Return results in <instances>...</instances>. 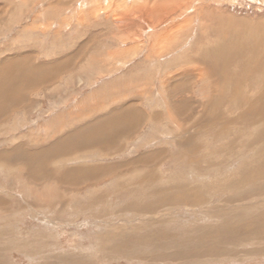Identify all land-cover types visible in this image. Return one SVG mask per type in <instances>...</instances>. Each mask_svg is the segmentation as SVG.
I'll use <instances>...</instances> for the list:
<instances>
[{"label": "rangeland", "instance_id": "rangeland-1", "mask_svg": "<svg viewBox=\"0 0 264 264\" xmlns=\"http://www.w3.org/2000/svg\"><path fill=\"white\" fill-rule=\"evenodd\" d=\"M248 36L264 42V0H0L8 74L66 70L30 93L28 112L0 120V155L45 152L40 171L0 160V264H264V134L245 127L233 83L194 62ZM250 89L243 99L258 105ZM127 107L135 126L107 151L94 138L56 152ZM89 169L80 186L58 180Z\"/></svg>", "mask_w": 264, "mask_h": 264}, {"label": "bare ground", "instance_id": "bare-ground-1", "mask_svg": "<svg viewBox=\"0 0 264 264\" xmlns=\"http://www.w3.org/2000/svg\"><path fill=\"white\" fill-rule=\"evenodd\" d=\"M137 10H139V9H137ZM142 10H143V8H142ZM133 15H135V14H133ZM133 15L131 16L130 21L136 22L137 17H134ZM126 18H128V15L124 14L122 19H121L120 16H118V18H116L115 21L117 23H119V21H123V22L126 21L127 22ZM227 39L228 38L226 36L225 40H227ZM247 39H248V42H249L247 44V46H238V45H236L234 51H231V47L229 49H227V50H223L224 47H221V45L217 44L213 48L210 49V53H209V50L204 51L206 53L203 54L204 56L202 57V62H200V60L199 61H194V62H196V63L198 62L197 63L198 65L202 64L205 67L206 74L209 75V78L213 79L215 75L217 76V72H218L219 74H221L223 76V77L221 76L222 79L229 80V81H231L233 83V93L235 94L234 97L237 99L235 101L234 105L238 104V106H236V105L235 106H236V108L237 107L240 108L239 112H241L243 109H246V113L250 115L249 116L250 118L248 117L249 121H248V123L245 124V127L249 126L250 123L252 122L253 126H257L256 127L257 130L261 129V134H264V128H261L262 126L260 127L261 123L264 122V42L262 40V37L256 38L255 36H248ZM220 49H222V50H220ZM211 50L213 52V55H211V53H212ZM63 63L62 62H57V63L51 64V66L46 65L45 67H43L41 65L30 66L31 68L28 67L29 72L26 73V75L28 76V75L32 74L34 76V78H35V80L30 81V83L28 84L29 90H31L33 87L34 88H46L47 85H52L53 84V80L55 79V77L66 71L65 67H64L65 63H64V65H63ZM191 63H193V62H191ZM215 65H217V66H215ZM219 66L221 67L222 71L216 70V73H215L214 70L215 69H220ZM234 68H235V71H234ZM202 72H203V70H202ZM234 76H235V78H234ZM245 80H247V81L250 80L252 82L254 81L255 83L258 82V81L260 82L259 85H256L254 87H250V88H255V91H257V94L255 96H252V97L253 98H258L256 100L258 102V105L249 104V103L245 102V100L243 99L242 95L243 94L245 95L246 93H249V92H246V91H248L250 89V88L248 89L245 86L246 85L245 84V82H246ZM249 91H251V89ZM237 95H239V98L236 97ZM31 103L32 102L29 100V105ZM209 107H211V106H209ZM211 109L212 108H210L209 111L208 110L207 111L210 112ZM214 115H216V114L214 113ZM219 121H220L219 119H216V120H214V122H212V124H217V122H219ZM131 122H132V118L128 117V124L131 123ZM101 124L102 123L97 124L98 125L97 127L90 126L92 128L89 130L90 131V137L92 139H94V138L97 139V142H98L97 146L95 145L97 148L104 147L105 149L106 148L110 149L111 146H113L117 142V140L122 138L121 136L123 134H125V133L130 131V128L123 129L124 126H120L119 125L118 127H115L114 130L109 131L107 133V135H106V132L103 131L105 126L101 125ZM246 130H248V128ZM86 131L88 132V130H86ZM244 132L245 131H243V133ZM78 133L79 132H76V135H78ZM70 136H73V135L71 134ZM63 140H65V142H66L68 147L65 150L63 149V151H62L63 147H61L58 144L59 146L56 148L57 151L55 149L54 150L56 152H58L59 154L67 155V154H70V152H72V151H78V150L85 149V145L84 144H86V143H84V142L81 143L78 140L77 143H74L68 137L64 138ZM189 140H191V139H189ZM189 140L188 139L184 140L185 143H187L186 144L187 147L190 144V143H188ZM255 141H257V143L263 141V143H264V136L262 137L261 135L257 134L256 138H255ZM251 143H252V141L250 142V144L248 143L246 145L249 146V147L253 146V145H251ZM254 143H256V142H254ZM98 144H100V147L98 146ZM234 144H235V146H233ZM237 145H238V141L234 140L233 144L231 145V147L234 149V147H237ZM63 146H65V145L63 144ZM196 149L197 148L195 146L190 145L189 148H188V152H191V151L195 152ZM188 152H187V155H188ZM44 155H45V152H44L43 156ZM190 155H192V154H190ZM257 162H259V164H258L259 165V169L256 171L257 172L256 174H258L259 177L260 176L264 177V160L257 161ZM90 170L91 169L87 170V172H86V170H80L78 175H76L75 172H73L74 174L71 172V174H68V175H71V176H69L70 178L74 177L73 179L72 178L69 179V177H67L65 175H62L60 178H58V180L60 182L64 183V184L73 185V186H80L79 184H81L82 181H80L79 177H86V175L91 174V172H89ZM44 177H45V175H44ZM92 178L93 177H89V180L90 179L92 180ZM83 180H85V179H83ZM189 195H190L189 196V198H190L192 194H189ZM192 196H194L193 199H192L193 204H197L198 202H200L199 197H196L195 195H192ZM187 201H189V200H187ZM4 204L5 203L2 202V204H0V205L3 206ZM224 225L226 226L225 223H224ZM235 225H237V224H235ZM245 230H246V227H245ZM164 240H165V238H164Z\"/></svg>", "mask_w": 264, "mask_h": 264}, {"label": "crops", "instance_id": "crops-1", "mask_svg": "<svg viewBox=\"0 0 264 264\" xmlns=\"http://www.w3.org/2000/svg\"><path fill=\"white\" fill-rule=\"evenodd\" d=\"M15 58H13L14 60ZM27 58L21 56H17V59L15 61L21 60V61H26ZM8 60V59H7ZM5 61V60H4ZM7 62V61H5ZM6 63H0V75L2 73H4V77L3 80L0 79V120H2L9 112L16 111V110H23L28 112L31 108L32 105L34 103H31L29 105V100L31 101V97H30V93L35 89L37 91V88H32L31 90H29L28 84L30 83V78H28L27 75L24 74V69L28 67V65H25V68L22 67V69L17 73L18 74V80H15V78L13 77V75L8 74V72H10V70L8 71V67L6 66ZM14 65V64H13ZM40 65V64H39ZM6 66V67H5ZM35 66V64H34ZM45 67V66H43ZM15 73V71H13ZM9 79V82H8ZM44 88H40V90H42ZM9 100V101H8ZM9 106H11L10 108H8ZM131 107H127L124 112H118L117 113V119L120 118V120L117 121H110L108 119V121L102 123L101 125H104V132H106V135L109 131L114 130L115 127L120 126H124L123 129H128L130 128V131L123 134L121 137L122 139L127 137L128 134L131 132L132 128L135 126L136 123V119L134 118L135 116L132 114ZM12 109V110H10ZM130 110V111H128ZM128 117L132 118V122L128 124ZM124 119V120H122ZM117 123V124H116ZM71 133V132H69ZM76 133V132H75ZM88 133H90V131L86 132L85 134L81 135H76L74 136L73 133H71L73 136H70L71 134H67L66 137L70 138L72 140V142L77 143V141L79 140V142L81 143H86L85 145V149L88 147V144L91 143L90 141L92 140V138L90 137V134L88 135ZM87 136V137H86ZM65 137V138H66ZM120 140V139H119ZM116 143H118V141ZM118 145V144H117ZM108 148L105 149V151H107ZM40 150H34V152H28L25 150L24 147H18L15 148L13 151L8 152V154H4V155H0V160H6L8 161H24L27 166H32V167H36L38 169V171L43 170V164H44V160L41 162V158L42 155L44 154V152H39ZM81 151L78 150L76 151L77 153ZM75 152V151H72ZM70 152V153H72ZM22 153V154H21ZM50 154V152H49ZM68 155V154H67ZM155 156V155H153ZM3 158V159H2ZM15 158V159H14ZM145 160H140L139 162H143ZM156 162L157 159H155L154 157L149 159L147 161V163L149 164H153V162ZM2 202V201H1Z\"/></svg>", "mask_w": 264, "mask_h": 264}]
</instances>
